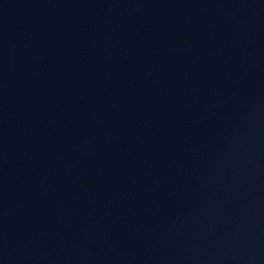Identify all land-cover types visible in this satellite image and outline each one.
Returning <instances> with one entry per match:
<instances>
[{
    "label": "water",
    "instance_id": "water-1",
    "mask_svg": "<svg viewBox=\"0 0 264 264\" xmlns=\"http://www.w3.org/2000/svg\"><path fill=\"white\" fill-rule=\"evenodd\" d=\"M0 264H264V0L0 20Z\"/></svg>",
    "mask_w": 264,
    "mask_h": 264
}]
</instances>
